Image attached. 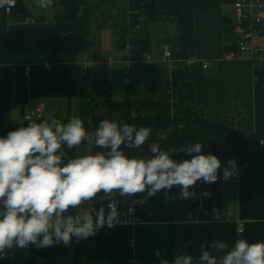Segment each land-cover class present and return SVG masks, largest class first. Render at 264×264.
Listing matches in <instances>:
<instances>
[{"label": "crops", "instance_id": "crops-1", "mask_svg": "<svg viewBox=\"0 0 264 264\" xmlns=\"http://www.w3.org/2000/svg\"><path fill=\"white\" fill-rule=\"evenodd\" d=\"M23 2L27 20L0 8V128L75 116L86 127L88 121L95 126L104 118L122 119L152 127L136 150L142 155L150 154L148 145L163 138L175 119L204 117L241 135L264 137V57H227L238 36L233 0H54L47 9L35 0ZM71 4L77 5L76 20L54 19L57 9ZM141 7L155 8L157 18ZM255 43L264 53V27ZM165 45L175 61L163 58ZM39 104L45 105L42 115L26 120ZM227 166L221 164L215 183H196L194 199H180L176 187L146 195L135 221L104 227L69 246L13 249L0 264H159L157 252L172 260L178 253L198 257L201 244L213 240L229 246L240 238L264 240V181L246 172L225 181ZM205 190L210 197L202 195ZM226 206L233 220L225 222L222 214L214 220L213 208L222 213ZM111 240L131 242L133 259L95 263L94 252Z\"/></svg>", "mask_w": 264, "mask_h": 264}, {"label": "clouds", "instance_id": "clouds-1", "mask_svg": "<svg viewBox=\"0 0 264 264\" xmlns=\"http://www.w3.org/2000/svg\"><path fill=\"white\" fill-rule=\"evenodd\" d=\"M35 3L47 9L54 0ZM15 4L16 0H0L5 11ZM151 134V126L114 118L95 126L88 121L86 127L85 120L75 116L67 122L52 118L21 124L0 136V259L13 249L69 246L94 237L104 227L124 225L117 194L154 196L176 187L180 199H194L191 189L197 181L218 180L221 160L203 154L201 142L178 149L191 155L190 160L173 159L178 150H163L157 143L148 145L150 154L137 153ZM260 143L264 145V139ZM236 172L237 164L230 159L223 179ZM202 195L211 193L205 190ZM133 212L129 207L124 215ZM221 214L225 222L233 220L231 206L222 213L213 208L214 220L220 221ZM156 256L159 264H264V240L249 243L240 238L232 246L213 240L201 244L198 257L178 253L169 260L160 258L159 252Z\"/></svg>", "mask_w": 264, "mask_h": 264}, {"label": "trees", "instance_id": "trees-1", "mask_svg": "<svg viewBox=\"0 0 264 264\" xmlns=\"http://www.w3.org/2000/svg\"><path fill=\"white\" fill-rule=\"evenodd\" d=\"M101 2L105 3V1ZM140 12L148 14L152 19L157 18V11L153 7H141ZM11 14L16 20H23L25 16H28V9L23 0H16ZM54 19L59 21L76 20L77 5L71 4L57 9ZM124 43L123 35L119 44ZM21 124L27 126V123L20 122L0 128V136H6L7 132L15 130ZM196 142L202 143L203 154H214L221 160V164L225 165H228L230 159L235 160L237 166L243 168V172L249 173L254 181H264V145L259 146L256 137L241 135L233 127L217 121L204 117L175 119L172 128L158 141V145L163 150H178L182 146ZM173 159L177 161L190 160L191 155L178 150ZM133 257L130 242L111 240L106 243L104 249L94 252L93 261L95 263H123L131 261Z\"/></svg>", "mask_w": 264, "mask_h": 264}, {"label": "built area", "instance_id": "built-area-1", "mask_svg": "<svg viewBox=\"0 0 264 264\" xmlns=\"http://www.w3.org/2000/svg\"><path fill=\"white\" fill-rule=\"evenodd\" d=\"M233 5L236 13V29L238 32V36L236 38V47L227 53V57L235 58L240 55V53H250L251 57L255 61H260L264 57V53L262 49L255 43V38L262 32L264 27V18H263V10H264V0H233ZM11 13V11H8ZM29 19V16H25L23 20ZM163 58L169 61H175L176 57L174 55L173 49L170 45H165L163 47ZM30 69L29 65H26L25 72H28ZM45 109V105L39 104L35 107L30 108L24 115L26 120H30L35 116H41ZM258 145L263 146L260 141L264 139V137H256ZM158 144V142H157ZM245 168V167H244ZM241 173H243V168L237 166L236 174L231 177L233 181H237ZM197 183H203L201 181H197ZM99 195V194H98ZM147 195V192L141 194L136 193L131 197H121L118 194L115 199L120 201L119 211L121 213V219L128 221H135L137 218L136 215V206L137 203ZM107 201H105V205ZM99 204H96V208H99ZM131 207L134 208V212L132 214L124 215L127 212V209ZM237 230L239 232H243L244 223L239 221L237 223ZM132 245V243L130 242ZM14 254L13 251H9L7 256L12 257Z\"/></svg>", "mask_w": 264, "mask_h": 264}, {"label": "water", "instance_id": "water-1", "mask_svg": "<svg viewBox=\"0 0 264 264\" xmlns=\"http://www.w3.org/2000/svg\"><path fill=\"white\" fill-rule=\"evenodd\" d=\"M16 123H20V121H17Z\"/></svg>", "mask_w": 264, "mask_h": 264}]
</instances>
